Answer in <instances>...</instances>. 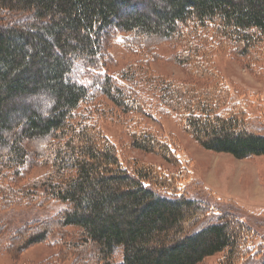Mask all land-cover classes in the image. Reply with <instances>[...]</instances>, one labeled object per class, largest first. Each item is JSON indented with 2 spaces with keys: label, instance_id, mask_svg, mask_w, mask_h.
<instances>
[{
  "label": "trees",
  "instance_id": "obj_1",
  "mask_svg": "<svg viewBox=\"0 0 264 264\" xmlns=\"http://www.w3.org/2000/svg\"><path fill=\"white\" fill-rule=\"evenodd\" d=\"M117 33L140 59L109 75L106 40ZM147 37L177 50L170 60L186 82L151 70L139 42ZM216 54L264 79V0H0V211L62 206L5 243L0 226L4 253L16 261L44 244L55 250L45 264H203L216 255L215 264H264L254 219L192 181L170 139L139 131L130 146L173 171L136 160L123 166L78 113L105 99L123 114L147 116L150 95L200 149L264 157L263 108L248 113ZM33 100L46 101L45 111ZM30 141L41 146L27 149ZM34 169L43 173L31 177Z\"/></svg>",
  "mask_w": 264,
  "mask_h": 264
},
{
  "label": "rangeland",
  "instance_id": "obj_2",
  "mask_svg": "<svg viewBox=\"0 0 264 264\" xmlns=\"http://www.w3.org/2000/svg\"><path fill=\"white\" fill-rule=\"evenodd\" d=\"M121 34L108 36L106 40L110 63L105 69L109 75H118L128 65L140 59L138 54L125 50L121 44ZM133 42V41H132ZM150 54L148 62L156 74L175 81L186 82L183 71L171 62L175 50L167 43L156 44L155 37L139 39ZM135 43H137L135 41ZM153 45H155L153 47ZM153 47V48H152ZM152 48V49H151ZM214 64L223 78L234 85L241 101L247 106L248 113L254 118L259 115L258 108L264 111V79H255L252 73L239 61L226 54H216ZM264 71V67L262 69ZM148 115L123 114L105 99L91 101L80 107L78 113L96 124L104 137L114 146L123 166L130 161L153 164L164 170L173 171L169 165L151 155H145L130 146L131 135L148 131L162 140H171L172 149L182 166L188 169L190 179L199 181L219 201L237 205L243 214L257 223L259 237L264 234V157L235 160L229 155L214 154L200 149L190 137L180 129L176 115L162 107L156 98L145 95ZM38 105L40 112L47 107L46 101L36 100L29 103ZM7 140L11 137L8 135ZM27 149L39 148L40 142H28ZM3 151V149H2ZM42 170L34 169L31 177L39 176ZM212 198V197H211ZM213 198V199H214ZM62 208L60 204H47L43 207H12L0 211V226H4V243L18 227L32 221L43 220L55 215ZM248 219V220H249ZM252 221L248 222L251 223ZM254 222V223H255ZM253 223V222H252ZM262 227V229L259 227ZM3 229V228H2ZM259 241V240H258ZM4 246V245H3ZM0 246V264H45L55 250L44 244H36L26 249L16 261L11 260ZM219 255L208 258L203 264H215ZM118 260L119 257H116ZM60 264H74L67 261Z\"/></svg>",
  "mask_w": 264,
  "mask_h": 264
}]
</instances>
